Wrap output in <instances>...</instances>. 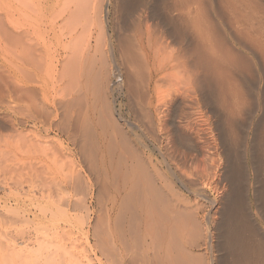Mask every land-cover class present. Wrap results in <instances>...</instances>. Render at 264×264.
I'll return each instance as SVG.
<instances>
[{"label":"bare ground","instance_id":"bare-ground-1","mask_svg":"<svg viewBox=\"0 0 264 264\" xmlns=\"http://www.w3.org/2000/svg\"><path fill=\"white\" fill-rule=\"evenodd\" d=\"M20 3L5 117L21 136L22 124L35 130L27 143L0 141V264H51L52 230L79 195L101 264H264V0ZM38 21L50 28L44 45ZM96 21L103 37L87 26ZM50 77L63 84L52 101ZM52 134L70 154L16 166L13 152H47ZM67 165L56 183L52 168ZM53 184L68 205L53 206ZM98 208L102 231L88 222Z\"/></svg>","mask_w":264,"mask_h":264},{"label":"rangeland","instance_id":"rangeland-1","mask_svg":"<svg viewBox=\"0 0 264 264\" xmlns=\"http://www.w3.org/2000/svg\"><path fill=\"white\" fill-rule=\"evenodd\" d=\"M20 4H21L20 0H0V141L1 142L7 141L10 143H14L16 141H22L24 143H27L28 141L33 140L34 137L32 136V134H33V131L35 130L34 127H32L29 124H26V123H25V125L22 124V126L19 127V130L23 131V135L21 136V135H19L20 133L18 131H13L11 127L7 126V118L5 117V115H6L5 111H7L6 108L8 107V105L10 107V105L12 103L11 106H13V108L16 105L15 103L12 102L15 100L13 98H16V97H12V96L14 95V93H13L14 86L17 85V84H15V82L17 83L16 78H17V74H18L17 70L19 67V61H18L17 48H16L14 42L12 41V37L18 31L19 27L22 24V21H20V19H19V5ZM115 10H116V7L114 6V4H111V6L108 8L107 12H109V15H111L109 18V22L113 21L112 31H114L117 35H119L120 33H122V26H121V23L117 19L118 13L116 14ZM87 26H88V28L92 29V31L95 32L96 35H98V34L102 35L103 34L101 26L99 23H97V21L95 23L94 22L89 23ZM27 27H28V25H27ZM46 30H50V28L46 29L45 25L42 24L40 21H38L37 27H36L35 39L41 45H44V43L46 41L45 40ZM102 37H103V35H102ZM54 51H55V45H53V49L52 50L50 49V51H49L50 56L52 53H54ZM53 79H54L53 77H50V79L49 78L47 79V91L46 92H47L48 98L51 101H52V99L56 100V99L61 97V94H62L61 89L63 87V84L61 83L60 80H58V81L55 80V82H54ZM59 89L61 91H59ZM57 95H60V97ZM15 96H16V94H15ZM106 96H108V95H106ZM109 99H110V97H109ZM109 102H110V100H107L106 105L108 108H109V104H108ZM105 107H104V109H101L102 107H100V106H98L97 108H98V111H102V110H105ZM127 111L128 110L125 107L124 116H126V117H128ZM43 136H46V134H43ZM45 141H48L50 144L49 150L47 152H43L40 149L32 150V151H28L25 149L26 151H19V152L15 151V152H13V154L15 156L13 158V159H15L14 163H17L16 166L19 169H22L24 173L30 172L32 169H34V170L38 169V167L40 166L41 157L46 158L48 161H53V158H54L53 155H54L55 151H57V150L59 151L61 149L63 150L66 148L67 153L70 154L69 151L71 149H74V146H72L68 142H66L65 138H62L61 140H59L58 138L55 137V134H52ZM62 143L63 144L65 143V144L62 145ZM36 151H38V152L36 153ZM55 154H57V153H55ZM12 155L10 156V158L12 157ZM54 156H58V155H54ZM10 158H9V160H10ZM0 160H2V159H0ZM5 160H6V158H5ZM11 160H12V158H11ZM36 165H38V167H35ZM68 165L64 166L63 168H61L59 166L52 168V174L57 177L56 183H60L61 181L65 180L67 177H70L71 167H69L70 165L69 166ZM84 166L85 165H83V163H82L83 171L92 180L95 175L93 176V175L89 174L90 173L89 169L86 170V168H88V166H85V167ZM93 180H92V182L95 183L96 182V176H95V179H93ZM27 190L25 192H27ZM6 193L7 192L0 189V197L2 199L7 197ZM33 194H37V193H33ZM51 196H52L54 203L56 204L53 206L59 207L58 204H60V203L68 205L67 200L70 199L71 195L67 191H65V192L60 191L59 192L56 184H53ZM8 197H11V195H8ZM82 197H83V195L78 196V199L80 201H78L75 208L72 207V210H70V214L67 217L66 221L63 222L62 225H60L57 228L52 230V232L57 230V235L53 234L51 232V237H52V234L56 235V237L53 236V238L51 240V242H53V246L51 245V248H50V259H51L50 262H51V264H89L92 261H94V262H92L91 264H101L100 261L98 259H96L97 256L95 255L93 249H91V247L89 245H86L88 243H87V239L85 238V236H86L85 231L88 229L89 226H88V223L84 224L87 222V220H86L87 219L86 218L87 212L84 209L85 203H84V200L82 199ZM87 197L85 195L84 199L85 198L87 199ZM30 198L31 197L27 194L23 195V199L27 200L26 205L29 207V209H34V211H36L37 209H35L34 206H32L33 202L30 200ZM74 198H76V197H74ZM74 198H73V200H74ZM1 202H3V200H1ZM74 202H76V201H74ZM63 209L68 210V209H70V207H68V206L66 207V205H65ZM98 210H99V208L93 209L91 211V214H90L91 216L89 217L88 222L89 221L91 222V224H90L91 226L94 224L92 227H94V226L99 227L100 226L99 228L94 227V229H96V230L101 229V227L103 226V229L100 230V231H102V230H104V226H106V227L108 226V219H105V217H104L105 220L104 219H102V221L97 220L102 215L103 216L105 215V214L99 213ZM0 212H2V210H0ZM98 214H101V216H98ZM0 216H1V214H0ZM96 216H97V218H96ZM103 216H102V218H103ZM15 226H20V225L17 224ZM84 226H85V228H84ZM65 228L67 230H65ZM58 234L60 236H58ZM5 238L6 237H3V241H2L1 235H0V240L2 242H4ZM5 243H6V241H5ZM105 259H103V261ZM104 263L109 264L108 261L107 262L104 261Z\"/></svg>","mask_w":264,"mask_h":264}]
</instances>
